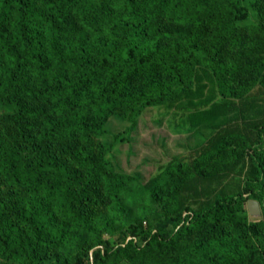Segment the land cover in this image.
Instances as JSON below:
<instances>
[{
	"label": "rangeland",
	"instance_id": "obj_1",
	"mask_svg": "<svg viewBox=\"0 0 264 264\" xmlns=\"http://www.w3.org/2000/svg\"><path fill=\"white\" fill-rule=\"evenodd\" d=\"M128 2L90 0L92 9L81 20L80 16L75 19L73 14L67 15L69 9H65V0H36L33 12L26 11V15L38 18L40 22L49 21L52 25L44 26L40 36L41 49L34 56L22 59L20 68L12 65L13 61L18 62L24 56L14 27H6L5 34L0 37V134L25 156L38 157L37 160L46 166V178L60 184L71 201L70 211L83 219H79L83 233L78 242H69L73 245L67 250L63 248L65 246L40 244L36 264H114L115 261L133 264L126 259L129 254L142 256L140 258L148 263L174 264L176 259L164 243H148L159 226L167 221L169 212L165 205L149 202L140 190L143 187L150 189L168 169L175 171L181 164L188 168L201 154L217 149L222 139L230 143L233 135L241 134L246 138V143L240 138L234 139L231 148H240L244 144L248 147L259 141L255 126L264 123V0H242L244 19L237 23L233 35L223 43L220 52L216 51L217 58L226 65L220 78L231 94H221L217 77L207 69L196 67L193 90L172 103L147 108L138 118L134 131L116 143V136L127 133L131 126L127 118L130 102L138 101L140 96L148 95L154 86L167 80L164 74L150 77L145 70H140L138 81L134 80L137 87L129 95L128 102L106 111L102 117L91 118V128L95 132L90 133L89 147L107 159L103 173L110 176L114 170L124 176L125 185L118 194L109 197L101 180L82 183L85 171L76 166L73 154L84 139H80V135L73 140L43 139V113L46 115L54 108L43 101L36 91V83L43 76L67 81L74 63L79 65L105 56L109 49L89 39L101 36L107 46L111 41V28L122 17L119 9ZM101 4L110 8L105 16L111 11L110 15H114L112 21L99 14ZM21 14V10L12 12L13 20L20 21ZM198 18H204L203 13H199ZM190 20L184 27L167 19L152 21L140 53L171 52L178 48L211 56L218 35L216 23L208 21L201 28L202 35L194 42L191 39L198 30L192 34L194 23L192 18ZM153 23L159 30L153 27ZM179 29L185 33L182 39L172 35ZM93 93L94 90L86 89L84 98ZM219 161L214 156L213 166L219 165ZM232 162L237 164L236 169L241 174L227 178L226 185L235 186L239 177L247 180L251 174L254 176L249 170L253 165L252 158L247 153L238 159L233 158ZM1 172L0 198L5 205V215L16 223L21 244L37 243L38 240L17 223L16 208L25 201L21 197L23 194L19 193L10 175ZM250 201L256 200L243 204L236 217L210 221L200 228L188 226L182 230V224L176 229L167 226L172 230V244L181 255L191 253L197 236L224 238L254 250H263V208L258 204L259 210L252 209ZM171 215L176 216V213ZM133 229L147 230L151 236L144 240V231L136 236L132 234ZM132 243L136 245V251L131 247ZM123 248L129 250L118 255Z\"/></svg>",
	"mask_w": 264,
	"mask_h": 264
},
{
	"label": "trees",
	"instance_id": "obj_2",
	"mask_svg": "<svg viewBox=\"0 0 264 264\" xmlns=\"http://www.w3.org/2000/svg\"><path fill=\"white\" fill-rule=\"evenodd\" d=\"M35 4L36 0H0V37L5 34L6 27L13 26L24 50V56L18 62L13 61L14 68H20L23 60L38 53L42 47L41 31L46 24L52 25L49 21L40 22L38 18L32 19L26 15V11L33 12ZM64 5L65 9H69L67 15L73 14L75 19L80 16L81 20L92 9L90 0H65ZM108 9L110 8L106 4H101L98 12L104 15L101 16L104 19L112 21L114 15H110L111 11L105 16ZM16 10L22 11L20 21L17 22L12 18V12ZM243 11L242 0H129L119 9L122 17L111 28L113 32L107 46L102 42L101 36L89 39L92 43L109 49L105 56L83 61L79 65L74 63L67 81L43 76L36 83V91L43 101L54 108L46 115L43 113V139L73 140L76 135H80L79 138L84 141L74 150L73 157L76 166L85 171L82 183L101 180L106 195L114 197L122 190L126 179L114 170L110 176L103 173L107 159L94 153L89 147L90 133L95 132L91 128V118L102 117L106 111L128 102L129 95L137 87L135 81L139 79L140 70H145L150 77L164 74L167 80L154 86L148 95L140 96L138 101L130 102L127 118L131 126L127 133L116 136V143L123 141L126 134L134 131L138 118L147 108L172 103L193 90L196 67L211 71L218 79L219 92L230 95L231 92L226 91L220 78L226 65L217 58L216 51L220 52L223 43L233 35L237 23L244 19ZM199 13L204 15L201 20L198 18ZM117 18L118 16L114 19ZM190 18L194 23L192 34L198 30L191 39L194 42L202 35L201 28L208 21L216 23L218 35L214 39V53L211 56L178 48L171 52L140 53L145 43L144 36L149 33L148 26L152 21L167 19L184 27L190 23ZM153 27L159 30L154 23ZM184 34L180 29L172 33L176 39H182ZM86 89L94 90L87 99L83 94ZM255 129L259 137L256 145L252 143L248 147L244 144L240 148H231L234 139L240 138L244 143L247 142L241 134L233 135L230 143L222 139L217 149L201 154L188 168L181 164L175 171L168 169L150 189L143 187L140 190L152 204L156 202L165 205L164 208L170 214L148 243H164L176 259L174 264H264V248L254 250L237 241L233 243L224 238L206 236H197L193 240L191 253L181 255L172 244V230L167 229V226L176 229L181 224L182 230L189 228L188 226L200 228L210 221L236 217L248 200L258 201L264 215V123L256 125ZM245 153L252 158L253 165L249 166V170L253 171L254 176L251 174L247 180L239 177L235 186L230 183L226 185L224 181L227 178L241 174L232 159H238ZM214 156L220 159L219 165L215 167L212 164ZM37 158L25 156L0 134V171L10 175L19 193L23 194L21 197L25 198L16 208L17 223L38 240L37 243L21 244L18 227L14 220L5 215V205L0 198L1 264H36L40 244L65 246L63 248L67 250L69 245H73L69 242L76 243L82 236L83 224L79 219H83L70 211L69 196L59 183L46 178V166ZM172 213H176V216H172ZM143 231L145 240L150 235L147 230L133 229L132 234L138 236ZM131 247L136 251V245L132 243ZM121 250L118 255L129 248ZM140 257L142 256L129 254L126 259L133 264H153ZM114 264H119V261Z\"/></svg>",
	"mask_w": 264,
	"mask_h": 264
},
{
	"label": "water",
	"instance_id": "obj_3",
	"mask_svg": "<svg viewBox=\"0 0 264 264\" xmlns=\"http://www.w3.org/2000/svg\"><path fill=\"white\" fill-rule=\"evenodd\" d=\"M259 203L256 201H250V206H252L251 208L253 209L254 207L259 210Z\"/></svg>",
	"mask_w": 264,
	"mask_h": 264
}]
</instances>
